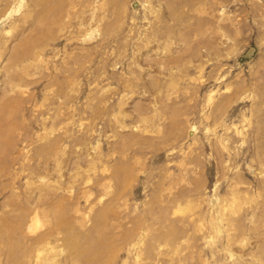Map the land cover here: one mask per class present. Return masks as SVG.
<instances>
[{
    "label": "rangeland",
    "instance_id": "1",
    "mask_svg": "<svg viewBox=\"0 0 264 264\" xmlns=\"http://www.w3.org/2000/svg\"><path fill=\"white\" fill-rule=\"evenodd\" d=\"M0 264H264V0H0Z\"/></svg>",
    "mask_w": 264,
    "mask_h": 264
}]
</instances>
